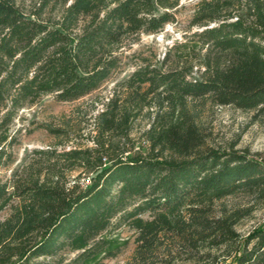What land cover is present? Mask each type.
I'll use <instances>...</instances> for the list:
<instances>
[{
    "label": "trees",
    "instance_id": "1",
    "mask_svg": "<svg viewBox=\"0 0 264 264\" xmlns=\"http://www.w3.org/2000/svg\"><path fill=\"white\" fill-rule=\"evenodd\" d=\"M178 3L0 0V171L15 163L11 124L25 106L97 91L119 70L122 42L173 23ZM187 29L119 84L90 146L34 150L0 178V264H105L129 244L121 228L135 235L129 264H264V222L243 240L235 230L264 206V159L209 147L195 109L264 114V0H199ZM237 196L252 203L216 210Z\"/></svg>",
    "mask_w": 264,
    "mask_h": 264
},
{
    "label": "rangeland",
    "instance_id": "2",
    "mask_svg": "<svg viewBox=\"0 0 264 264\" xmlns=\"http://www.w3.org/2000/svg\"><path fill=\"white\" fill-rule=\"evenodd\" d=\"M25 7L33 0H19ZM35 1V0H34ZM199 0H179L175 10V20L166 24L155 34H138L125 39L119 49L121 66L110 81L97 91L71 103L56 102L52 96L42 97L37 103L25 106L14 118L11 133L17 139L12 148L15 163L8 169L0 171V178H8L13 170L20 169L28 163L34 150L50 148H71L75 145H88L89 135L97 114L115 93H119L121 84L140 64L141 58L150 62H161L166 52L176 43H182L191 33L188 22ZM195 71V69H194ZM123 95V94H122ZM197 122L206 135L209 147L225 150L231 145L234 149L246 150L249 154H258L264 159V114L256 116L255 112H244L231 107H214L209 103L198 102ZM144 110L134 121L131 137L137 139L148 127L149 118ZM45 127L59 129L58 135L51 134ZM77 174H73L75 176ZM248 197H230L216 203V210L223 207L231 211L252 203ZM9 214V209L0 213V219ZM264 222V206L257 205L254 211L242 219L235 227L243 240L256 226ZM120 237L129 238L128 246L114 259L105 264H129L134 250V234L126 228L116 231ZM115 232V233H116ZM225 264H230L227 261Z\"/></svg>",
    "mask_w": 264,
    "mask_h": 264
}]
</instances>
